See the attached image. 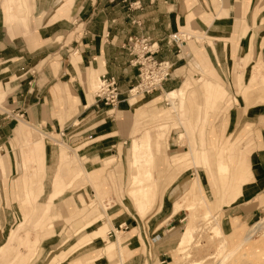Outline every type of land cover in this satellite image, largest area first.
<instances>
[{
  "label": "crops",
  "instance_id": "0c3cea01",
  "mask_svg": "<svg viewBox=\"0 0 264 264\" xmlns=\"http://www.w3.org/2000/svg\"><path fill=\"white\" fill-rule=\"evenodd\" d=\"M263 18L264 0H0V154L3 156L0 162L4 167V175L0 171V179H18L22 176L19 160L13 159L10 151L15 129L13 119L27 120L28 123L21 121L15 130V136L23 134L26 138L30 133L25 131V125L29 123L38 124L47 132L55 131L61 135H65V129L71 126V132L77 131L79 145L87 143V140L89 143L78 149L79 162H82L84 168L86 158H91L92 154L93 157L102 159L107 152L115 150L122 135L118 134L120 125L111 114L114 110L128 111L134 104L129 102L133 98H127V91L137 78V69L130 64V56L122 47L131 34L142 32L152 41L158 42L162 48L160 56L174 62L175 51L168 46L166 39L180 28L189 27L212 40L213 46L206 44L203 49L210 52L214 69H229L233 67L232 45L237 47L239 60H245L246 55L251 56L252 52L264 49V46L259 47L257 43L259 37H264L260 35L264 29L254 33L255 25L261 24ZM197 50L196 48L195 52ZM253 61L249 59L243 65V80L247 79L248 68ZM184 66L183 64L174 71L181 70ZM103 74L115 76L124 93L125 99L115 108L96 103L92 95L93 80ZM87 76L90 77L88 87ZM256 76L253 73L249 81H245V85L254 84ZM177 79L179 75H171L161 89L173 87L174 80ZM214 82L222 83L219 79L207 80L204 87L208 88ZM219 87L224 88V85ZM206 91L208 96L220 94L217 90ZM194 93L191 84L185 93V104L191 114L197 109L200 111V104L196 102ZM148 95L150 94L138 97L137 102ZM161 98L162 96L157 95L137 107L136 120L140 121L139 115L143 109L146 117L147 114L155 116L157 102ZM235 98L237 103L233 106H223L228 112L224 126L225 138L232 141L227 151L228 158L223 160L227 163L223 166L226 170L215 173L205 154V165H197L205 175L201 169L182 172L185 170L183 169L175 171L174 175L166 172L164 174L167 177L162 174L157 186L154 180L157 195L161 197L150 209L153 213L146 219L127 214L106 219L103 218L106 214L103 211L101 216L96 215L87 223L77 220L75 225L84 227L76 230L73 235L68 234L64 240L62 232L68 227L64 226L61 230L56 227L55 234L40 242V256L35 258L34 264L45 254L48 259L43 264H117V261L114 262L116 257H119L121 264H153L156 261L163 264L172 261L177 244L180 243L177 229L193 217L194 208L196 212L203 209V212L211 215L213 195L218 197L217 193L221 189L219 181L229 174L232 179L226 188L230 190V197L219 209L221 217L218 227L224 235L235 232L239 236L242 229L264 213V111L261 109L262 104H244L242 94H237ZM59 113L62 118H69L71 114L73 116L62 125L57 117ZM74 117L78 123L73 121L69 124ZM91 119L100 120L85 126ZM200 119L193 117L186 124L195 127L200 124ZM43 135L40 130L38 135L32 134L30 153L35 163V174L28 176L29 183L33 182V177L37 176L39 179L33 195L38 203L37 225L49 215L56 198L70 194L65 186L71 183V179L65 180L67 173L61 178L57 176L55 168L59 165V157L54 154L51 142L44 140ZM210 144L213 145L214 142L210 143L206 134L200 147L193 141L184 152L192 153V148L204 149L205 146L206 153ZM86 149H92L91 155L86 154ZM6 151L9 152V159L5 157ZM131 152L132 149H129L130 159ZM174 158H177L176 165ZM195 160L197 162L196 157ZM170 161L174 166H179V162H182L176 153L166 163L169 165ZM96 162L100 163L99 160ZM99 167L100 165H96L92 171L86 170V178L90 180L100 170ZM79 171H82V167ZM192 178L195 187L184 203L195 205H191L192 208L189 209L184 208V204L185 206L175 211V199L178 200L184 194L186 184ZM198 191L201 195H198ZM72 194L64 197L58 207L61 213L65 209V218L70 216L68 206H72L73 201L80 206L79 195L84 194V191L78 189ZM41 195L45 199L38 201ZM75 196H78L79 203L74 199ZM195 196L198 198L197 203L191 201L195 200ZM71 210L75 212L74 208ZM82 211L80 207L76 210L78 214ZM40 218L42 219L39 220ZM1 220L3 228H6V219ZM20 227L21 224L12 228L9 235H1L0 257L12 248L13 239L17 237ZM123 233L127 234L123 236ZM162 238L163 240H159ZM24 243L29 246V242ZM259 245L260 243L252 246L251 251L261 250ZM87 247L89 251L79 252ZM16 256L19 258L21 255ZM25 256L30 260L33 257L28 253ZM258 258L259 261L254 264H260L262 257ZM15 261L12 259L11 263L14 264ZM31 263L30 261L28 264Z\"/></svg>",
  "mask_w": 264,
  "mask_h": 264
},
{
  "label": "rangeland",
  "instance_id": "374dc122",
  "mask_svg": "<svg viewBox=\"0 0 264 264\" xmlns=\"http://www.w3.org/2000/svg\"><path fill=\"white\" fill-rule=\"evenodd\" d=\"M261 22V24L255 25L254 33L260 31V29H264V18ZM194 26H196V24H194ZM173 34H178L180 40H177V42L172 40L170 44H168ZM173 34L166 39V43L175 51V59L174 62H172V77L179 75V79L174 80L175 83L173 87L160 88L150 93L147 97H142V100L138 99V102L135 98L131 99L129 102L134 104L128 111L119 112L114 110L111 115L117 119L120 125L118 134L122 135V139L115 150L107 152L102 159L93 157V154L91 155L92 149H86V154H90L92 157L86 158L84 168L82 162H79L78 149L84 148L87 144L89 145V143L87 140L85 141L87 143L79 145L77 142V131L71 132L73 129L71 126L65 129V135H61L55 131L47 132L38 124L29 123L25 125V131L30 133L28 138H26L23 134L15 136V130L17 125L21 124L23 121L27 122V120L13 119L15 129L13 131L14 137L11 139L10 143V151L12 158L19 160V169L22 171V176L18 179H0V237L1 235L2 237L3 235H9L11 229L16 228L19 224H21V227L17 233V237L13 239L12 248L8 250L9 252H5L4 255L0 257V264H4V262L5 264H10L12 259L13 261L16 260L14 264H28L30 261L32 262L31 264H34L35 258L40 256V242L44 238L56 233L54 228L58 226V224L56 225L57 221L62 220V225L68 227L62 232V240H64L68 234L73 235L76 230H80L84 227H77L75 225L78 222L77 220L81 219V221L87 223L94 216L99 214V216H101L103 211L106 213H103V218L106 219H111L113 216H118L119 214H124L123 216H125V214L128 216H141L143 219H146L145 217L153 213L150 209L155 206L160 197V195H157V191L154 187V180L157 186L159 181H161L162 174L167 172L168 175H174L175 171L183 169L185 170L182 172H192L201 169L202 173L205 175L202 168L197 166L198 164L200 166L205 165V154H207V160L215 173L226 170L223 166H225V164L227 165V163H224V161L228 158L226 157L228 155L227 151L232 141L229 138H225L224 126L226 124L228 112L224 110L223 106L229 104L233 106L237 103L235 96L237 94H242L244 96V104L247 102L262 104L261 109L264 111V49L258 52H252L251 56L246 55L245 60H239V56L237 57V47L232 45L234 51L232 52L234 57L233 67L231 66L229 69L225 67H222V69L220 67H215L214 69L210 52L203 49L206 44L213 46L211 39H207L204 34L200 35L194 32L189 27L180 28L179 31ZM260 35H264V30ZM253 36L254 34L252 37ZM257 43L259 47L264 46V37H259ZM196 48L198 49L197 52H195ZM254 56H256V58H254ZM249 59L254 61L252 66L248 68V73L246 75L247 79L243 80V65ZM239 61H241V63H239ZM183 64L185 66L182 67L181 70L174 71L175 68ZM253 73L257 75L254 84L246 86L245 81H249L248 79ZM89 79L90 77L87 76V87L89 86ZM218 79L222 83L219 84L214 82V84H212L214 86L209 85L208 88L204 87L207 80L215 81ZM184 81L186 82L184 83ZM190 82L192 84V90L195 92V100L200 104V111L197 109L193 114L189 113L187 105L185 104V93L186 89L191 86ZM98 83L99 77L97 76V78L93 80L91 88L93 97ZM221 84L224 85V88L219 87ZM174 88H176V90H171ZM206 89L214 90V92H216V90L220 91V94L219 96L217 94L208 96L209 93ZM88 90L90 89L88 88ZM168 90L176 92L177 99L174 103L167 100V93L170 92H167ZM123 95L121 96L122 100L125 99ZM157 95L162 96V98L157 102L158 110L155 116L147 114L146 117V111L143 109L140 111V121L138 122L136 120V108ZM249 96L251 97L249 98ZM1 101L2 99L0 98V102ZM210 102L214 106H212ZM243 102L241 100V103ZM72 116L73 114L68 117L70 118ZM57 117L61 120L60 122L62 125L65 120L69 119L67 117L62 118L63 116L61 117L60 113L57 114ZM193 117H196V119L200 117V124L195 127L191 125L188 126L186 123ZM96 120L100 119H91L89 122H86L87 124H85V126L92 125ZM73 121L78 123L76 117H74L69 124H72ZM184 123L186 125H184ZM34 127L38 130L34 129ZM39 130L44 133V140H49L51 142L54 154L57 158L59 157V165L55 168V170H57V176L61 178L62 175L67 173L68 177H66L65 180L69 181L71 179V183L65 186L66 190H70V194H66V196L71 195L73 191L77 192L78 189H82L84 194L79 195L80 203L78 196L74 197L80 206H77V203L73 201L72 206H68V213L70 214L68 218L64 217V215H66L65 209L62 213L58 210V207L62 203V199L66 196L56 198L55 204L51 205L49 215L41 224L37 225V220L39 218L36 214L38 203L37 200L33 198V195L36 193L37 181L39 179L35 175L36 177H33V182L30 181L29 183L28 176L32 177V175L35 174L33 172L35 163L32 161L30 146L32 134L38 135ZM206 134L210 143L214 142L213 145L210 144L208 146L209 149L206 150V153L205 146L204 149L192 148L194 153H191V151L184 152L193 141L200 147ZM134 137L136 138L132 141ZM218 137L220 140H218ZM136 142L140 144L141 148L140 150L137 149L135 153L133 147ZM128 148L130 150L132 149L131 159L128 157ZM175 153L178 154L179 161L182 162H179V166H174L177 164V158H174V165H172L171 161L168 165L166 160H169ZM80 155L82 156V152ZM5 157L9 159L10 156L8 151H6ZM0 158L3 159L1 154ZM97 160H99L100 163H97ZM96 165H100V170H98L90 180L87 179L86 170L89 169V171H92ZM80 167H82V171H79ZM0 171H2L4 175V167L1 166V162ZM165 176L167 177V175ZM231 179V174L225 176L223 180L220 179L219 185L221 189L217 193L218 197H214L213 195L211 215L209 214L210 216L208 215L206 217L205 214L203 215V212L201 213L199 210L201 217L198 215L200 221L198 220V227H195L196 230L194 231L193 238L190 237L192 239L187 240L188 242L186 241L184 244H177L174 259L172 261H166L163 264H254L259 261V256L262 257V259H260V264H264V222L249 240H244L253 225L261 221V219H264V213L260 217L252 220L250 225L245 227L246 229H242L239 236H236L237 233L235 234V232L231 235H224L218 227L221 217V210L219 209L223 203H227L226 201L230 197V190L227 188L228 182ZM150 184L153 187L151 190L152 192L148 189V194L145 195L146 198L142 199V192L139 191L149 187ZM186 185L190 188L186 186V190L189 189L187 191L191 194L195 187L194 179H189ZM133 189L139 192L138 197H141L140 201L138 200L139 202L134 201L133 195L130 192V190ZM13 191L15 192L13 193ZM28 194H30V197ZM198 195H201L199 191ZM41 196L38 198V201H40V199H42V201L45 199V196ZM209 198L211 197L209 196ZM149 199L151 200L149 201ZM194 199L197 200L198 198L195 196ZM134 202L135 205L138 203L137 206H147L146 208L148 209H142L143 214L147 213L145 216L141 215L142 210L135 208ZM78 207L83 209L82 213L79 212L78 214L76 212ZM71 208H74L75 212L71 210ZM149 210L151 212L148 213ZM1 219H6L8 224L6 228H3L1 224L3 220ZM41 219L42 218L39 220ZM180 229L181 227L177 230L180 231ZM126 234L127 233H123V236ZM108 239L112 240L111 238ZM22 241L29 242V246ZM259 243L261 250L257 248L258 250L251 251V247ZM84 251H89V248H84L79 252L81 253ZM27 253L33 255L31 260L28 256L24 257ZM255 253H257L256 256L253 255ZM16 254L21 256L17 258ZM47 259L48 256L45 254L37 264H43ZM115 261H117V264H121L119 257H116L114 259V262ZM153 264H161V262L156 261Z\"/></svg>",
  "mask_w": 264,
  "mask_h": 264
},
{
  "label": "built area",
  "instance_id": "2783aa9c",
  "mask_svg": "<svg viewBox=\"0 0 264 264\" xmlns=\"http://www.w3.org/2000/svg\"><path fill=\"white\" fill-rule=\"evenodd\" d=\"M172 40L177 42L180 37L178 34H173L168 44ZM122 47L130 56V64L137 69V78L130 84L127 98L137 99L159 90L171 77L173 63L161 57V45L142 32L131 34ZM123 94L115 76L107 74L100 76L99 88L94 94L96 103L115 108L122 101Z\"/></svg>",
  "mask_w": 264,
  "mask_h": 264
},
{
  "label": "bare ground",
  "instance_id": "6f19581e",
  "mask_svg": "<svg viewBox=\"0 0 264 264\" xmlns=\"http://www.w3.org/2000/svg\"><path fill=\"white\" fill-rule=\"evenodd\" d=\"M99 84H100V77H99V83H98V86H97V88H96V90H95V92L97 91V89L99 88ZM176 99H177V95H176V92L175 91H170L169 93H167V100H169V101H171L172 103H174L175 101H176ZM161 112H162V110H161ZM140 144L139 143H134V147H133V151L135 152L137 149L138 150H140ZM136 153V152H135ZM166 184H168V183H166ZM169 184H170V182H169ZM168 184V185H169ZM167 185V186H168ZM166 186V185H165ZM164 186V187H165ZM187 186V185H186ZM188 187V186H187ZM152 185L150 184L149 185V187H147V188H144L142 191H139V192H142V199L143 198H146V196L145 195H147L148 194V189L151 191L152 190ZM189 188V187H188ZM190 189V188H189ZM189 189H187V190H189ZM185 191V192H183L184 194H182V196L177 200V199H175L176 201H175V208H174V210L176 211V210H178L179 208H181V207H183V206H185L186 204L184 203V202H186V200H188V196L189 195H191L192 194V192H191V194L189 193V191ZM146 191V192H145ZM130 192H131V194L133 195V198H134V201L135 202H139L140 201V199H141V197L139 198L138 196H139V192H136L135 191V189H133V190H130ZM152 192V191H151ZM177 192V191H176ZM154 193V192H153ZM176 194V193H175ZM161 197V196H160ZM159 197V198H160ZM158 198V199H159ZM176 198V197H175ZM191 199V198H190ZM139 200V201H138ZM151 199H149V201H150ZM191 201H193V203L196 201V200H191ZM135 202H134V206H135V208H139L140 210H142V209H148V208H146L147 206H143V207H141V206H137V204L138 203H136V205H135ZM148 203V202H147ZM146 203V204H147ZM150 203V202H149ZM155 203V202H154ZM201 203V202H200ZM144 204V203H143ZM185 204V205H184ZM202 204V203H201ZM140 205H142V204H140ZM148 205V204H147ZM192 204L190 203V205L188 204V205H186L184 208H192V206L193 205H195V203L191 206ZM153 206V205H152ZM200 206V205H199ZM199 206H197V207H199ZM153 208V207H152ZM151 208V209H152ZM204 208V207H203ZM196 208H194V211L195 212H193V217L192 218H190V219H188V220H186L185 222H184V224L182 225V227H181V229H180V231L179 230H177V232L179 233V234H177V235H179V241H180V243H183L184 244V242H186L187 240H189V239H192L193 238V235H194V231L196 230V226L197 225H199L198 224V222L200 221L199 220V217H198V215H200L203 211V209L202 210H200L201 211V213H199V210H197V212H196V210H195ZM207 211V210H206ZM199 213V214H198ZM195 214H197L196 215V219H195ZM203 215L205 214V216L207 217L208 215H209V213L208 212H203L202 213ZM141 215H143V210L141 211ZM170 216V215H169ZM210 216V215H209ZM200 217H201V215H200ZM202 218H203V216H202ZM199 220V221H198ZM163 221V220H162ZM264 222V219H261V221H258V222H256L254 225H253V227L250 229V231L248 232V234L245 236V239L244 240H249L251 237H252V235L256 232V230L257 229H259L260 227H261V225H262V223ZM163 223V222H162ZM63 224V222H62V220L58 223V226H57V229L58 230H61V229H64V226L62 225ZM264 224V223H263ZM198 227V226H197ZM263 227V226H262ZM175 228V227H174ZM218 228V227H217ZM219 230V229H218ZM168 231V230H167ZM116 232H117V230H116ZM218 232V231H217ZM167 237V236H166ZM190 237H192V238H190ZM165 238V237H164ZM168 240H169V238H167ZM159 240H163V238L162 239H159ZM164 242V241H163ZM162 242V243H163ZM188 242V241H187ZM182 245V244H181ZM238 248V247H237ZM236 248V249H237ZM264 251V250H263ZM234 252V251H233ZM232 253V252H231ZM231 253H230V255H231ZM259 253V252H258ZM256 254L257 253H255V254H253L254 256H256ZM251 255V254H250ZM252 256V255H251ZM225 259V258H224ZM219 264H221V263H219Z\"/></svg>",
  "mask_w": 264,
  "mask_h": 264
}]
</instances>
